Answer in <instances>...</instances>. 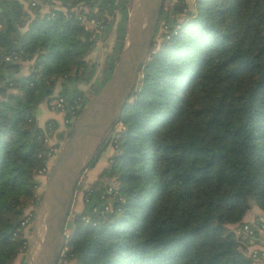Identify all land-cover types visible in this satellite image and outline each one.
I'll list each match as a JSON object with an SVG mask.
<instances>
[{
	"label": "trees",
	"instance_id": "trees-1",
	"mask_svg": "<svg viewBox=\"0 0 264 264\" xmlns=\"http://www.w3.org/2000/svg\"><path fill=\"white\" fill-rule=\"evenodd\" d=\"M60 1L119 12L104 83L131 0ZM164 1L168 38L157 47L153 38L114 122L122 128L111 143L104 136L87 166L113 145L81 210L69 211L58 264H264L261 250L247 248L255 234L237 231L261 221L246 220L252 207L264 211V0L184 2L173 7L185 12L181 20ZM112 17L98 16L105 30ZM97 38L76 14H29L20 0H0V264H25V211L39 200L35 189L56 145L45 129L57 121L41 127L38 108L56 96L74 106L91 97L82 84L93 77ZM24 60L32 61L26 74Z\"/></svg>",
	"mask_w": 264,
	"mask_h": 264
},
{
	"label": "water",
	"instance_id": "water-1",
	"mask_svg": "<svg viewBox=\"0 0 264 264\" xmlns=\"http://www.w3.org/2000/svg\"><path fill=\"white\" fill-rule=\"evenodd\" d=\"M162 3L163 0H132L123 45L112 71L82 106L51 164L37 216L44 231L37 236L38 245L29 252L27 264H58L76 184L135 86L156 33Z\"/></svg>",
	"mask_w": 264,
	"mask_h": 264
},
{
	"label": "rangeland",
	"instance_id": "rangeland-1",
	"mask_svg": "<svg viewBox=\"0 0 264 264\" xmlns=\"http://www.w3.org/2000/svg\"><path fill=\"white\" fill-rule=\"evenodd\" d=\"M20 1L22 2L23 7L27 10L29 14H33L35 10H39L41 13L48 12L52 8L65 10V7L63 6V3L60 0H20ZM71 1L72 0H67L68 3ZM193 1L194 0H165L164 10H166L170 14H175V16H177L178 19L181 20L187 17L185 12L182 11V12L174 13L173 7L175 5L177 7H181V4H183L184 2L186 4L193 5L194 4ZM131 4H132V0H131ZM131 4L129 6V9L131 7ZM76 9L80 13L83 14L82 24L84 25V27L92 30L98 36L97 42H96L97 46L91 52V55H90L91 59L96 63V66L93 72V77L90 81L86 82L85 84H82L83 89L85 90V94L87 95V97H90L93 95V89L103 84V63H104L106 54L111 50L112 46L115 43L116 23L119 18V12L116 10L114 16L112 17L111 12L109 11H104L101 13L99 7L95 5L90 6L88 4L81 3V2L77 5ZM100 14H104L108 19L112 17L113 19L112 25L110 26L109 29L105 30L102 27L101 19L98 18ZM91 17H93L94 20L96 21L90 22L89 19ZM164 30H166V24H165V21L161 20L160 18L158 22V30L156 31L154 35V46L155 47L159 46L161 42L165 41V39L168 38L167 36L164 38L161 36V33ZM37 114H38V124L41 127L45 128V122L47 120L52 119V120L57 121V125L55 128L45 129L46 142L51 146H53L54 144L56 145L54 146L55 150L53 154L49 155L48 157L46 168L42 170L45 174H43V176L41 174L39 184L35 189V194L37 198L39 197V200L35 205H31L25 211L23 234L26 237V243L22 247L21 252L18 254L19 259L24 257L25 264H27V257H28L29 252L36 245H38L37 236H41L43 234L44 225L43 224L40 225L37 222L40 198L43 192L44 185L48 178L51 164L59 150L60 145L66 138L67 133L71 127V124L65 121L64 114L61 111H56L55 108H53L52 106L48 107L44 103H42L38 108ZM50 124L52 125V123ZM121 128H122V125L120 122L113 123L112 126H110V128L105 133L106 140L111 143V140L116 138L117 132ZM58 133L62 134L61 138L60 137L58 138ZM112 151H113V145H109V144L106 145L104 150L100 154L99 159L96 161L95 165L90 168L87 167L82 172L81 177L77 183V188L74 191V196H73L72 204L70 207L69 217H71L73 213L81 210L83 206L84 189L92 185L94 181L96 180V178H98L99 173L107 165L108 157L112 154ZM68 233H69V228H65V234H68ZM16 264H19V263L17 262Z\"/></svg>",
	"mask_w": 264,
	"mask_h": 264
},
{
	"label": "built area",
	"instance_id": "built-area-1",
	"mask_svg": "<svg viewBox=\"0 0 264 264\" xmlns=\"http://www.w3.org/2000/svg\"><path fill=\"white\" fill-rule=\"evenodd\" d=\"M63 6L65 7V10L63 11H65L68 15H71V13L76 14L77 17L80 19L81 23L83 22V14L80 13L76 9L77 6H72L68 8L64 4ZM89 21L94 22L96 20H94V18L91 17ZM6 58L8 59L9 56H6ZM48 104L52 106L53 108H55V110L61 111L64 114L65 121L70 124H72V122L74 121L78 113L80 112L82 106L84 105V104L81 106L68 105L66 104V101L62 96H56V97L51 98L48 101ZM67 112L69 113L68 116L65 115ZM54 150H55L54 146L51 147V150H50L51 152H49V155L53 154ZM237 231L238 232L242 231L249 235H254L257 231H264V220H261L258 222H252V223L245 222L240 228H238ZM252 255L257 256L258 255L257 251L253 250ZM260 256L264 258V251H261Z\"/></svg>",
	"mask_w": 264,
	"mask_h": 264
},
{
	"label": "crops",
	"instance_id": "crops-1",
	"mask_svg": "<svg viewBox=\"0 0 264 264\" xmlns=\"http://www.w3.org/2000/svg\"><path fill=\"white\" fill-rule=\"evenodd\" d=\"M31 64H32L31 60L22 61L20 66V72L25 74L30 72ZM254 219L264 220V211L258 209L257 207H252L251 210L246 215V220L252 221ZM240 233L244 234L245 232L241 231ZM247 248L264 251V231H257L252 238L248 239Z\"/></svg>",
	"mask_w": 264,
	"mask_h": 264
}]
</instances>
